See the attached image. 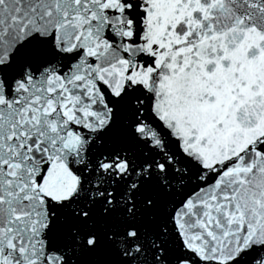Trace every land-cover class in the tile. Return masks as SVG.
<instances>
[{"label":"snow or ice","instance_id":"6c2138e0","mask_svg":"<svg viewBox=\"0 0 264 264\" xmlns=\"http://www.w3.org/2000/svg\"><path fill=\"white\" fill-rule=\"evenodd\" d=\"M0 264H264V0H0Z\"/></svg>","mask_w":264,"mask_h":264}]
</instances>
